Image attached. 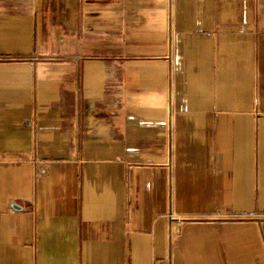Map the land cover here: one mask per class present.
<instances>
[{"label":"crops","instance_id":"crops-1","mask_svg":"<svg viewBox=\"0 0 264 264\" xmlns=\"http://www.w3.org/2000/svg\"><path fill=\"white\" fill-rule=\"evenodd\" d=\"M0 264H264V0H0Z\"/></svg>","mask_w":264,"mask_h":264},{"label":"water","instance_id":"water-1","mask_svg":"<svg viewBox=\"0 0 264 264\" xmlns=\"http://www.w3.org/2000/svg\"><path fill=\"white\" fill-rule=\"evenodd\" d=\"M11 205H12V206H14V207H17V205H16V204H14V203H11Z\"/></svg>","mask_w":264,"mask_h":264},{"label":"built area","instance_id":"built-area-1","mask_svg":"<svg viewBox=\"0 0 264 264\" xmlns=\"http://www.w3.org/2000/svg\"><path fill=\"white\" fill-rule=\"evenodd\" d=\"M178 220V222H180L181 220L180 219H177Z\"/></svg>","mask_w":264,"mask_h":264}]
</instances>
